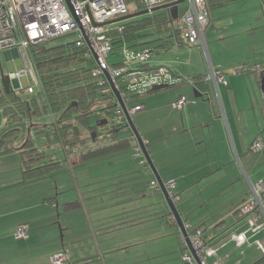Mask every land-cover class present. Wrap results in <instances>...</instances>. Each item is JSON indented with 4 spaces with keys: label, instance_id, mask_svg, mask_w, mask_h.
I'll return each instance as SVG.
<instances>
[{
    "label": "crops",
    "instance_id": "crops-1",
    "mask_svg": "<svg viewBox=\"0 0 264 264\" xmlns=\"http://www.w3.org/2000/svg\"><path fill=\"white\" fill-rule=\"evenodd\" d=\"M256 4L255 10L249 0L207 4V52L211 65L225 77L217 88L204 80L208 67L201 49L171 31L187 8L174 7L171 19L155 32V44L141 48H151L149 64L167 67L176 80L141 96L136 104L142 108L131 115L162 183L174 182L170 191L179 197L174 203L184 228L188 233L200 228L205 243L213 246L227 235L217 251L227 254L222 264H253L264 256V215L252 227L238 210L251 197L252 184L264 178V148L258 153L250 149L257 136L264 143L261 70L252 69L264 65V30L248 20L264 19V0ZM181 27L177 28L182 31ZM137 40L129 44L135 46ZM154 50L176 56L152 59ZM197 92L202 96L196 97ZM180 96L186 103L173 107ZM249 119L254 129L248 136ZM34 126H28L29 133ZM112 139L107 145L122 137L116 134ZM128 139L129 145L115 146L93 161L80 157L88 146L68 152L63 145L72 176L55 181L49 173L34 177L24 173L18 158L24 143L12 153H0V264H49V257L59 250L66 251L65 264H187L182 260L187 245L161 188L150 187L156 177L144 157L133 156L137 142ZM73 187L75 192H70ZM262 204L264 209V193ZM21 223L28 225L27 235L16 238ZM43 246L44 251L31 252ZM8 247L13 260L7 257ZM16 248L23 250L16 253ZM205 257L214 264L212 254Z\"/></svg>",
    "mask_w": 264,
    "mask_h": 264
},
{
    "label": "built area",
    "instance_id": "built-area-1",
    "mask_svg": "<svg viewBox=\"0 0 264 264\" xmlns=\"http://www.w3.org/2000/svg\"><path fill=\"white\" fill-rule=\"evenodd\" d=\"M142 1L145 8L151 9L166 0ZM128 13L129 8L124 0H0V51L18 50L25 61V67L9 72L8 78L17 82V89H22L20 78L26 75L32 83H29L24 91L28 94L42 92L43 81L33 60V48L48 40L74 34L72 41L74 45L84 50V58L93 61L90 70L96 77V85L101 88L102 93H111L114 97L112 125L118 130H129L125 113L113 93L108 78L114 83L130 117L142 108L141 104L129 107L127 103L130 100H137L148 91H152L155 85H171L176 79L167 67L149 64L151 51L148 48L129 50L126 52L129 55H125L126 58L122 62L108 61V55L115 50L113 42L121 35L122 27L117 25L107 28L104 23ZM207 23L206 0H188V6L181 16L182 37L186 44L202 50L208 67L204 80L213 82L217 88V83L225 82V77L209 60L204 38ZM131 48L132 46L126 47L123 44L120 49L125 51ZM260 68L259 64L252 67L253 70ZM185 103V97L180 96L173 102V107L180 108ZM263 148V139L257 136L252 141L250 149L258 153ZM133 152L134 157H143L138 144L133 147ZM164 186L172 201L178 200V195L170 191L174 187V182L168 181ZM150 187L156 191L160 190L156 179L150 182ZM251 193V197L240 204L238 210L248 217L249 225L253 227L264 215L262 204L264 178L252 184ZM27 228L26 223L19 224L14 232L15 237L25 238ZM189 239L198 261L188 247L182 255V260L187 264H208L204 254L202 230L194 228L189 233ZM66 260V251L59 250L49 257V264H65Z\"/></svg>",
    "mask_w": 264,
    "mask_h": 264
},
{
    "label": "trees",
    "instance_id": "trees-1",
    "mask_svg": "<svg viewBox=\"0 0 264 264\" xmlns=\"http://www.w3.org/2000/svg\"><path fill=\"white\" fill-rule=\"evenodd\" d=\"M131 1L136 2V10L143 9V6L145 7L142 0H124L126 4ZM206 3L208 4L209 0H206ZM158 11L159 13L157 12L156 15L154 14L155 17L143 20H131L128 23L126 22V24H121L122 33L113 42L115 48H121L123 44L126 47L133 46L129 43L135 38H138L139 33L137 31L139 28L143 27L145 24H151L152 21L154 32L159 31L160 24L170 20L172 14L165 9ZM171 31L177 35L178 39L180 37L183 38L182 31L179 28H171ZM83 54L84 50L77 48L73 42L55 47H46L45 43L36 45L33 48V60L43 81V91L28 94L23 89H17L15 91L10 90L8 93L2 92L0 94V103L4 104L2 112L5 116L4 118H6L4 125L0 127V153H2L1 148L6 150L11 149L14 139L20 134L23 135V137H28L23 146H29V150L23 152L26 154L27 160L21 157L24 164L28 167V169L25 170L28 176L34 177L48 174L50 170H52V165L54 164L44 163L45 157L43 156V152L35 148L29 141L30 133H28V126H30L29 121L32 114L40 113L41 109L53 115L55 112H58L60 114L58 118L59 121L55 123L61 122L63 126L65 124L69 125L70 120H73L74 123H76L75 120H77L88 130L86 132L88 133V138H86L93 141L97 139L99 131H95V137L92 139L89 118L94 117L97 120L96 122L99 123L103 118L109 120V115H113V110L115 108L114 97L111 93L101 92V88L95 83L96 77L91 73V65H86L89 60L84 58V56H82ZM260 70L261 79V77L264 76V65ZM151 92L152 91H148L147 93ZM26 93L28 96L23 97V94ZM71 102H76L77 106H69ZM111 125L112 121L109 125H106L107 131L105 135L115 138L116 131L114 126ZM74 131L77 132L76 129ZM131 137L134 138L132 133ZM76 139H78V132ZM127 145H129V139L122 138L119 139L117 143L111 144V146L105 143L99 148L95 146L96 148L93 147L80 152V157L87 160V158L93 156L97 157L115 146H117V148H122ZM142 161L144 163L146 162L145 159ZM202 240L206 245L203 233ZM253 264H264V256Z\"/></svg>",
    "mask_w": 264,
    "mask_h": 264
},
{
    "label": "rangeland",
    "instance_id": "rangeland-1",
    "mask_svg": "<svg viewBox=\"0 0 264 264\" xmlns=\"http://www.w3.org/2000/svg\"><path fill=\"white\" fill-rule=\"evenodd\" d=\"M249 2L253 3V5H254L253 7H255L254 8V10H255L257 8V4H256L257 0H249ZM127 5H128V8H129L130 12H134V9L137 7L136 2H134V1L127 2ZM142 6H143V4H142ZM178 6H179L180 10L183 7L184 8L187 7L188 6V0H185L184 2L180 3ZM143 8H145V7L143 6ZM258 8H260V7H258ZM157 12L159 13V11H155V12H153V14L152 13H148V14L140 15V16L134 17L132 19H126V20H123V21L109 23V24H106V26H107V28H112V26L126 24V22L128 23L131 20L135 21V20H143V19L152 18V17H155ZM248 20H251V22L253 24H258V26H261L258 29L264 30V23H263L264 19H248ZM152 23H153V21H152ZM152 23L151 24H145V25H143V27L139 28V30L137 31L139 33V36H138V40H137L135 46H132L131 49H127L125 51H123V49L121 50L120 48H115V50L112 52V54L108 55V61L110 63L122 62L126 58L125 55H129V54L126 53L129 50H136V49H139L141 47H145V45H147V44L148 45L149 44H155V42H156L155 38H157L158 36L154 32V26L152 25ZM180 23H181V21H180ZM180 23L178 24V22L174 20L175 28H177L178 25H181ZM73 40H74V34H69V35H65V36L59 37V38L48 40L45 43V46L46 47H55V46L64 45L66 43L72 42ZM150 50H152V49L150 48ZM232 50H233L232 48L229 49L227 51V54L230 53ZM239 52H240V50L237 51L238 56H239ZM200 53L202 55V58H203L204 62H206L204 54L201 52V50H200ZM161 54H162L161 57L163 59H169V60H172L176 56V54H173L169 50L159 51L158 53L154 50V51H152V59H154L155 57H158ZM245 57L248 58V60L251 59L248 55H246ZM150 58H151V55H150ZM241 58H244L243 54L241 55ZM262 60H263V56H262ZM258 61H260V60H258ZM258 61H255V62H258ZM92 63H93V61L90 60V61H88L86 63V65L90 66ZM231 64L233 65V67L235 66L234 65L235 63H231ZM246 64L250 65V63H248V62ZM0 67H1V70H2V72L4 74H8L11 71H15L17 69L24 68L25 67V61H24L21 53L18 50H15V51L13 49L3 50V51H0ZM258 75L259 74H257V76ZM258 78H259V76H258ZM20 83H21L20 84L21 88L23 90H25V87L29 83H32V82L29 81V79L27 78L26 75H23L20 78ZM0 86H1V82H0ZM259 88H260V86H259ZM36 89H37V87H36ZM260 91H261V89H260ZM27 96H28L27 93L23 94V97H27ZM29 96H31V95H29ZM139 100H140V97L137 100H135V101L134 100H130L127 103V105L129 107H131L132 105L137 103ZM3 108H4V104L0 103V127L3 126L5 121H6V118H4L5 116H4L3 112H2ZM59 116H60V114L58 112H55L54 115H53V114H51L49 112H45L44 109H41L40 113L32 114V117H31V119L29 121L30 124H35V126L33 128H31V131H30V134H29V138H30L29 141L34 147L41 146V149L44 150V151H42L43 152V156L45 157V162L44 163H46V164L47 163L48 164L54 163L52 165L53 166L52 170H50V172H49V176H51L49 178L53 179L54 181L55 180H59V178H61L62 176H70V177L72 176L71 169L69 168L70 166L67 164L66 159H65L66 153H65L64 146L66 147V150L68 152H70L72 147H73V149L74 148H77V149L79 148L80 149V147L88 146L87 148L91 149V148H93L92 145L95 146L97 144L108 143L109 141L113 140L110 136H106L105 133H102V134L99 133L97 139L95 140L96 143H94L93 140L87 139L88 138L87 137L88 133H86V132L88 130L84 127L83 124H81L77 120H75L76 123H74L73 120H70L69 125L65 124L64 126L61 124V122L56 124L55 122L59 121L58 120ZM108 118H109V120L113 121L114 116L113 115L112 116L109 115ZM89 122H90V124H95L96 119L94 117H90L89 118ZM248 123H249V126L246 128V133L249 136L251 134V132L253 131L254 126H252L253 124H252V120L251 119L248 120ZM75 129L78 132V139H76L77 132L74 131ZM263 131H264V129L262 130L261 134H263ZM116 134L120 138L121 137L122 138H130V136H131L130 130H121L120 129V130L117 131ZM79 136H80V138H79ZM263 136H264V134H263ZM25 139H26V136L23 137V135L20 134L16 139H14L11 149L6 150L4 148H1L2 149V153L3 154L12 153L14 148L19 147V146H21L24 143ZM28 147L29 146L23 147L18 152L19 162L22 165V166L20 165V167H23L22 169H23L24 173H25V170L28 169V167L24 164V162L21 159V157H23V159L27 160V158L25 156L26 154L23 153V152L28 151L29 150ZM55 147L57 149H54ZM61 154H62V157H61ZM107 156L108 155H104V158H107ZM95 158L96 157L93 156V157L87 158V160L88 161L89 160L93 161L92 159H95ZM60 169H62L65 172L62 173V171ZM73 170H74L75 173L77 172V168L76 167H74ZM22 178H23V176H22ZM53 187L56 188L55 185ZM59 190H62V189H59ZM70 192H75L74 187L72 189H70ZM53 194L55 195V194H57V192L54 191ZM67 194H68V192H67ZM58 213L59 212L56 211L55 220L57 218H59ZM56 224H57V227H58L57 228L58 229V236L60 237L61 234H62L60 231L62 230L63 227L61 226V222L60 221H58ZM226 236L227 235H225V237ZM230 236L233 239V236L231 234H230ZM225 237H223V238H221L219 240V242H221V243H218V244L215 243V246L209 245L208 243L205 245L204 254L205 255L212 254L211 260H215L214 264H222L224 259L227 258V254L226 253L223 254V255H220L217 252V251H219L220 245L223 244L222 241H223V239H225ZM32 246H34V245H32ZM34 248H36V247H34ZM44 248H45V246H43V248L42 247H37L36 249H31V252L34 251V250L37 252V251H39L41 249L43 250ZM14 250H15L16 253H19L23 249L16 248ZM6 251H7V254H8L7 257H10V259L13 260L11 258L12 257V255H11L12 248L8 247ZM33 255H34V253H32V255L29 258L30 259L34 258ZM13 256H15V255H13Z\"/></svg>",
    "mask_w": 264,
    "mask_h": 264
},
{
    "label": "water",
    "instance_id": "water-1",
    "mask_svg": "<svg viewBox=\"0 0 264 264\" xmlns=\"http://www.w3.org/2000/svg\"><path fill=\"white\" fill-rule=\"evenodd\" d=\"M185 0H166V2L160 4V5H157L151 9H148V8H144V9H141V10H138V11H135V12H132V13H128L127 15L125 16H121V17H118V18H114L112 20H109V21H106L104 24H109V23H113V22H118V21H123V20H126V19H131V18H134V17H137V16H140V15H144V14H148V13H153L155 11H158V10H161V9H165L167 11H169V13L172 14V9L174 7H176L178 4L184 2ZM108 81H109V84L113 90V93L116 97V99L118 100L122 110L124 111L125 113V116H126V119H127V122H128V127H129V130L130 132L132 133V135L134 136L136 142L138 143L139 147L141 148V151L143 153V156H144V159L146 161V164L148 165V167L153 171L157 181H158V184L161 188V191L164 195V198H165V201L169 207V210L170 212L172 213L177 225H178V228L181 232V235L184 239V242L186 243L188 249L191 251V253L195 256V259L198 261L197 257H196V254H195V251L194 249L192 248V245H191V242H190V239H189V233L188 231L184 228V225H183V221L177 211V208L175 206V203L172 201V199L170 198L169 196V193L166 189V187L164 186V184L162 183L159 175L157 174L156 170H155V167H154V164L150 158V155L141 139V136L135 126V124L133 123L131 117L128 115L127 113V109L125 107V104L122 102L121 98H120V95H119V92L117 91L114 83L112 82V80L110 78H108ZM0 82H1V86H0V94L2 92L4 93H8L10 90H16L18 88V84L16 83L15 80H11L8 78L7 74H4L1 70V67H0ZM166 87V85L164 84H160V85H155L153 88H152V91H157V90H160V89H164ZM260 89H261V93L262 95L264 96V76L261 77L260 79ZM195 96L196 97H201L202 94L201 93H195ZM77 106V103L76 102H71L69 104V106ZM108 119L107 118H103L99 123H97L96 126H104L108 123ZM29 130H30V127L28 128V133H29ZM95 137V131L91 132V138L94 139ZM28 138V137H27ZM27 138L24 142L27 141ZM25 144V143H24ZM23 144V146H24ZM22 146V147H23ZM61 232V231H60Z\"/></svg>",
    "mask_w": 264,
    "mask_h": 264
},
{
    "label": "flooded vegetation",
    "instance_id": "flooded-vegetation-1",
    "mask_svg": "<svg viewBox=\"0 0 264 264\" xmlns=\"http://www.w3.org/2000/svg\"><path fill=\"white\" fill-rule=\"evenodd\" d=\"M97 121V120H96ZM109 121V120H108ZM97 123L98 122H95V124H90L89 123V127H90V133L91 132H93V131H99V130H102L101 132H103V133H106V131H107V129H106V125L108 124H110L111 123V121H109L106 125H104V126H96L97 125ZM114 129H115V131L117 132L118 130H117V128H115L114 127Z\"/></svg>",
    "mask_w": 264,
    "mask_h": 264
}]
</instances>
